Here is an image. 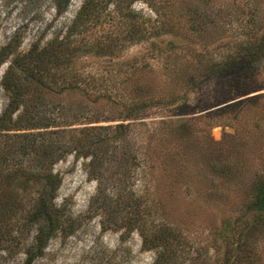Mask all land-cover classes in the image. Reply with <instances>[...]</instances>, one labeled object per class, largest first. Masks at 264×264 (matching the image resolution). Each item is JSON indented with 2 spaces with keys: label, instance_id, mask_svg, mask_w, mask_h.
Wrapping results in <instances>:
<instances>
[{
  "label": "rangeland",
  "instance_id": "obj_1",
  "mask_svg": "<svg viewBox=\"0 0 264 264\" xmlns=\"http://www.w3.org/2000/svg\"><path fill=\"white\" fill-rule=\"evenodd\" d=\"M82 1L67 0L58 11L55 0H0V50L12 42L0 56V113L8 101L1 78L13 59L34 42L42 45L66 35ZM129 1L122 0L126 9L144 18L158 16L179 28L141 42L124 41L102 56L90 49L76 53L45 84L35 85L21 63L12 67L13 77L24 86L23 106L12 118L22 113L19 125L40 127L6 131L8 136H0V142L17 143L13 135L24 131L68 145L74 138L99 135L106 149L102 166L88 163L82 150L68 146L53 164L52 172L61 182L55 204L74 221L75 229L69 235L56 233L41 252L32 254L31 264H153L158 249L144 245L142 231L164 225L176 233L171 264H221L219 228L237 210L243 191L238 177L220 181L206 172V150L221 145L242 158L244 183L259 169L258 161H264V126L257 127L258 115L249 117L264 109V59L235 77L190 81L191 88L187 81L210 58L234 53L240 41L249 39L248 31L264 23V0H134L128 5ZM113 6L110 2V14L81 35H72L71 41H105L112 35L121 44L120 30L132 20L125 8L113 13ZM227 96L234 98L204 110V105ZM252 97L256 99L249 100ZM239 99L237 107L205 113ZM139 103L150 106L143 116L134 111ZM202 113L205 116L191 125L189 138L171 132L169 120ZM174 149L184 152L183 160L175 163L178 169L169 159ZM256 155H263L261 161ZM4 184L0 178V186ZM8 188L26 199L28 191L17 181ZM34 234L30 230L16 239V248L15 241L9 242L0 250V264H23ZM257 245L262 254L264 238ZM262 258L238 263L264 264Z\"/></svg>",
  "mask_w": 264,
  "mask_h": 264
},
{
  "label": "trees",
  "instance_id": "obj_2",
  "mask_svg": "<svg viewBox=\"0 0 264 264\" xmlns=\"http://www.w3.org/2000/svg\"><path fill=\"white\" fill-rule=\"evenodd\" d=\"M133 1L130 0L128 5ZM110 2L114 4L113 13H119L124 8L126 9L122 0H83L68 27L66 35H63L61 39L54 36L42 45L34 42L27 52L13 59V63L6 69L1 78V87L8 94V101L0 113V136H8L6 131L18 130L21 129L20 127L23 129L40 127L39 124L35 123L19 125L22 113L17 118H12V114L24 103L22 92L24 86L12 74L14 63L23 65L27 77L35 85L45 84L46 78L52 81L54 73L69 64L76 53L80 54L82 51L90 49L93 54L102 56L117 46H121L124 41L138 40V42H141L148 40L152 36H158L162 33H168L172 29L179 28V26L177 28L175 23H165V20H161L158 16L154 19L144 18L141 13L137 14L127 7V18L132 21L127 24L126 29L120 30L121 34H124L122 35L123 39L122 36L117 37L118 41L122 39L121 44L117 43L116 38L112 39V35H109L105 41L99 39L97 42H90L88 40L83 41L80 38L78 44L73 43L71 41L72 35H81L80 33L101 22V17L103 18L104 15L110 14L106 13L108 11L106 7ZM55 3L56 9L60 11L67 5V0L61 3L60 0H55ZM156 13L159 14L158 11ZM129 26L130 28H128ZM248 34L250 35L249 39L240 41L234 53H227L219 59L210 58L207 63H203L202 66L204 67L200 66L196 69L195 74L189 75L187 80L189 81L188 87L191 86L190 81L198 82L213 76L224 77L226 74H231L235 77L242 71L251 69V65L264 59V23H257L248 31ZM172 41L174 40L169 42ZM11 45L12 42H8L3 49ZM3 49L2 51L0 50V56L4 53ZM3 59L1 57L0 63ZM18 59H20V62ZM75 76L78 78V73ZM192 87L194 88L195 86ZM186 94L187 90L185 89L183 96ZM233 98L227 96L213 105H204V110ZM177 99L178 97L171 103L177 102ZM255 99V97H252L249 100ZM241 100L227 103L205 113L213 114L222 111L223 108L228 106L237 107L241 104ZM134 107V111L138 113L137 116H143L145 115L143 111L150 106L139 103L138 106ZM255 111L249 117L258 115L257 127H263L264 109L260 107V109ZM204 116L205 114L202 113L169 120L173 125L171 132L175 134L174 136L189 135L187 136L189 138L192 136L191 125L193 123L197 124L199 118ZM162 122L166 123L165 121ZM13 136L18 137L17 143L12 144L6 139L0 142V178L5 182V187L4 185L0 186V250L6 249L9 242L19 239V237L26 235L30 230H34L35 234L30 241V245L25 250L26 259L23 262V264H31L32 254L38 251L41 252V248L56 233L61 232L69 235L75 229L74 221L64 214L62 208L57 207L55 204L57 189L61 182L59 175L52 172L53 164L60 159L64 152L68 151H66L68 146L76 152L82 150L83 156L85 158L89 157L88 163L102 166V159L106 152L103 147L105 139L99 135H94L88 139L86 135L83 138H74L72 140L75 141L74 144H70V142L68 145L66 144L68 141L64 142L61 139L59 141L58 138L53 140L47 136L42 139L36 133H31L30 131H24ZM56 143L60 145L56 146ZM85 144L87 146L84 148ZM184 146L187 148L188 144L185 143ZM206 151L207 153L203 158L206 172L217 177L220 181L227 178L233 180L238 177L240 189L243 191L237 210L229 218L230 220L223 222L219 228V235L222 238L224 247L221 264H233L234 261V264H239V261H245V263L246 261H255V259H259L264 255V251L262 254L258 253L259 245H257L259 239L262 240L264 238V161L260 163L258 159H255L261 165L259 169L253 172L254 174L248 177L247 183H244L241 180L242 158L235 156L230 150H223L221 145ZM183 155L184 152H180L177 149H174L169 154L170 162L174 163L173 167L175 169L179 167L175 163L178 160H183ZM259 156L263 157V155H256L260 159ZM15 181L18 182L22 190L28 191L26 199H23L20 196L21 194L9 190L8 187ZM21 213H24L23 221H20ZM9 220H13V222L10 223ZM14 225H16V228H14ZM13 230L15 232H12ZM175 234V231L167 229V225L150 233L142 231L144 245L158 249L156 250L153 264H171V258L174 253L172 240H174ZM17 244L18 240L15 241L14 248H16Z\"/></svg>",
  "mask_w": 264,
  "mask_h": 264
}]
</instances>
